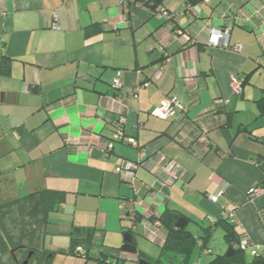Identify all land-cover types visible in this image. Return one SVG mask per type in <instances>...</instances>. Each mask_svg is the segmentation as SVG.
I'll use <instances>...</instances> for the list:
<instances>
[{"label": "crops", "instance_id": "1", "mask_svg": "<svg viewBox=\"0 0 264 264\" xmlns=\"http://www.w3.org/2000/svg\"><path fill=\"white\" fill-rule=\"evenodd\" d=\"M161 6L175 15L166 20L140 3L122 8L120 0H0V56L11 61L0 73V203L44 189L65 192L43 237L53 264H96L67 252L69 233L78 228L94 231L106 263L152 264L162 241L148 238L146 215L165 208L178 211L197 235L234 211L238 238H249L257 255L246 251L231 264H264L254 261H264V196L246 197L264 183V112L257 104L264 98V0ZM211 29H227L229 45L239 50L208 44ZM117 75L122 86L114 89ZM231 77L244 79L240 94ZM168 96L182 110L154 116ZM216 99L225 114L207 116ZM219 116L224 126L212 124ZM116 129L122 138L113 137ZM202 129L206 151L196 143ZM142 152L137 178L159 188V154L175 178L163 194L144 197L142 219L133 225V193L119 168ZM127 229L135 253L121 249ZM223 234L217 225L204 246L198 240L189 264L227 253Z\"/></svg>", "mask_w": 264, "mask_h": 264}, {"label": "trees", "instance_id": "2", "mask_svg": "<svg viewBox=\"0 0 264 264\" xmlns=\"http://www.w3.org/2000/svg\"><path fill=\"white\" fill-rule=\"evenodd\" d=\"M121 7L125 8L131 3H140L147 6L152 14L159 15V11H166L161 5L164 0H120ZM205 0H184V7H193L203 3ZM169 13V12H168ZM173 16L174 12L170 13ZM88 33V32H87ZM10 58L5 55L0 56V73L6 75L9 71ZM244 83V79H243ZM258 107L264 112V98L258 100ZM223 104L216 99L205 112L207 116L223 114ZM225 114V113H224ZM219 118L214 126H224L225 119ZM213 121V120H211ZM188 146V144H187ZM259 185H264L261 183ZM147 188L142 189V195L147 193ZM65 192L62 190L44 189L29 193L23 197L0 203V264H53V255L55 252L46 250L43 247V237L46 233L45 227L48 223L49 213L56 211L64 202ZM264 220V213H260ZM181 214L169 208H165L159 216H149L148 221L155 219L160 223V229L163 231V241L159 246L158 257L152 264H189L193 248L198 240H201L204 246L209 239L212 230L219 225L223 229L225 241L232 250L231 255L216 254L207 264H231L242 260L245 253L238 246L239 238L234 225L227 219L218 218L207 227H200V234H194L184 227L179 229L175 226ZM142 219L139 211L135 213V221ZM264 223V221H263ZM130 233L132 243L135 240L132 231ZM94 231L88 228L74 229L69 233L70 244L68 253L80 256L85 259H94L96 264H119L105 262L108 256L101 249L100 244L93 239ZM5 256L7 259L4 261ZM137 259L140 254L135 255ZM264 262L261 260H254Z\"/></svg>", "mask_w": 264, "mask_h": 264}, {"label": "built area", "instance_id": "3", "mask_svg": "<svg viewBox=\"0 0 264 264\" xmlns=\"http://www.w3.org/2000/svg\"><path fill=\"white\" fill-rule=\"evenodd\" d=\"M159 15L163 17L166 20H169L171 17H173L172 14L168 13L167 11H159ZM229 37V31L227 29L221 30V29H211L209 31L208 36V44L213 46H222L224 48H230L233 51L239 50V45L235 44L230 46L228 42ZM111 86L114 89L121 88V79L119 75L114 77L111 81ZM230 87L233 90L234 93L240 94L242 92L243 88V78L239 77H231L230 79ZM222 102L221 100H219ZM183 106L179 102V100L175 96H168L162 99L160 104L152 111V114L156 117H159L161 119H167L170 117H173L177 111H181ZM216 122H219V118H214L212 121V124L214 125ZM113 137L115 139L122 138V132L120 129H116ZM129 142L132 145H136L135 141L133 139H128ZM198 142V143H197ZM198 145H200L204 151L207 150V137L205 133V129H202L200 131L198 141H196ZM145 154L142 152L139 155V159L136 161H125L121 168H119V171L123 172L126 176V182L128 187L132 190V205L133 207L128 211V217L131 219L132 224L135 223V213L136 211H140L143 208L144 203V197L149 195L154 197L156 193H161L166 189L169 188L170 184L174 180L175 176L170 173L171 163L170 160H168L165 156L159 154L157 155V164L159 166L160 171H162L165 175V178L161 180L159 184V188L154 189V185H148L145 182L141 181L139 178H137L135 172L140 167L143 166L146 160ZM264 162V159L262 160ZM260 163V162H258ZM147 188V193L145 195H142V189ZM223 192V189H219L215 193L209 194L208 198L212 201H215L219 195H221ZM258 196H264V185H256L252 186L247 190L246 197L249 202H252L254 198ZM223 216L227 218L230 222H235V214L232 210H225ZM149 216L146 215V218ZM213 221V220H211ZM148 223V238L151 241H163V236L160 231V223L158 220L154 221H147ZM238 246L240 249L246 251H249L252 255L256 256V247L252 243V241L249 238H241L239 240ZM129 254V253H128ZM130 255V254H129ZM132 255V254H131ZM135 260L137 259L136 256Z\"/></svg>", "mask_w": 264, "mask_h": 264}, {"label": "water", "instance_id": "4", "mask_svg": "<svg viewBox=\"0 0 264 264\" xmlns=\"http://www.w3.org/2000/svg\"><path fill=\"white\" fill-rule=\"evenodd\" d=\"M187 224V219L183 216H181L177 222L175 223V226L179 229H183L184 226ZM124 243L121 245V249L125 252H129V253H135L136 252V247L135 245L131 242V235L129 233L124 234ZM232 250L228 249L227 251V255H231ZM138 264H151L148 261L144 260V259H139L138 260Z\"/></svg>", "mask_w": 264, "mask_h": 264}, {"label": "rangeland", "instance_id": "5", "mask_svg": "<svg viewBox=\"0 0 264 264\" xmlns=\"http://www.w3.org/2000/svg\"><path fill=\"white\" fill-rule=\"evenodd\" d=\"M189 228L191 229V230H196V227L195 226H193L192 224L191 225H189ZM200 228H198V230H199ZM219 231H221V230H219L218 229V232H217V235H218V237H219V235H221V237H222V234H221V232H219ZM200 231H198V233H199ZM46 236V235H45ZM51 237H54V236H51ZM56 238H58L59 239V237H56ZM148 241V240H147ZM44 243H45V241H44ZM150 243V242H149ZM47 246H50V244L49 243H47V244H45V246H44V248L45 249H47V250H49L48 248H47ZM7 259V256H5V259H4V261Z\"/></svg>", "mask_w": 264, "mask_h": 264}]
</instances>
